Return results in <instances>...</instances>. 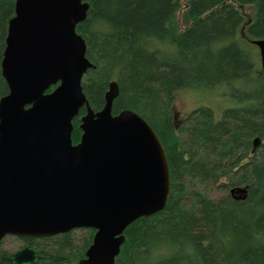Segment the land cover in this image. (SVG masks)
<instances>
[{
	"label": "trees",
	"instance_id": "obj_1",
	"mask_svg": "<svg viewBox=\"0 0 264 264\" xmlns=\"http://www.w3.org/2000/svg\"><path fill=\"white\" fill-rule=\"evenodd\" d=\"M182 1L87 0V19L77 26L94 65L82 84L90 107L102 110L117 82L114 114L142 116L170 170L166 208L126 229L115 264H264V74L250 49L264 39V0H189L191 25L179 32ZM15 4L0 0V100L9 93L2 60ZM249 5L256 10L245 23L241 9ZM219 86L237 102L221 120L200 107L175 125L179 91ZM85 112L73 121L75 144ZM255 138L262 144L252 154ZM217 188L225 194L214 200ZM75 231L26 242L45 264H78L95 231ZM0 264H10L1 253Z\"/></svg>",
	"mask_w": 264,
	"mask_h": 264
},
{
	"label": "water",
	"instance_id": "obj_2",
	"mask_svg": "<svg viewBox=\"0 0 264 264\" xmlns=\"http://www.w3.org/2000/svg\"><path fill=\"white\" fill-rule=\"evenodd\" d=\"M89 8L87 0H16L2 60L9 93L0 100V242L91 229L78 264H115L126 229L166 208L171 178L150 124L132 110L114 114L117 82L102 110L89 105L82 84L94 65L77 32ZM252 43L264 74V39ZM261 144L254 139L252 154ZM38 258L24 249L8 261Z\"/></svg>",
	"mask_w": 264,
	"mask_h": 264
},
{
	"label": "rangeland",
	"instance_id": "obj_3",
	"mask_svg": "<svg viewBox=\"0 0 264 264\" xmlns=\"http://www.w3.org/2000/svg\"><path fill=\"white\" fill-rule=\"evenodd\" d=\"M189 0H183L181 8L176 15L177 26L179 32L187 29L191 25V20L187 17ZM256 8L253 5L245 6L241 9V13L245 18V23L251 19ZM248 19V20H247ZM254 56L257 60L258 71H262L260 51L257 46H251ZM52 89V88H51ZM237 102L231 96V89L228 87L219 86L211 90H195V89H183L176 95L175 102L173 104V117L175 125L178 127L183 124L185 116L192 113L194 110L200 107H208L213 110L216 120H221L225 110L231 107H235ZM225 194L220 189H213L210 192V197L214 200L219 199ZM87 230V229H84ZM85 231L76 230V236H83ZM82 239H79L81 241ZM20 242L14 237H7L0 244V249L11 253L12 250L17 249Z\"/></svg>",
	"mask_w": 264,
	"mask_h": 264
},
{
	"label": "flooded vegetation",
	"instance_id": "obj_4",
	"mask_svg": "<svg viewBox=\"0 0 264 264\" xmlns=\"http://www.w3.org/2000/svg\"><path fill=\"white\" fill-rule=\"evenodd\" d=\"M7 237H9V236H7ZM7 237H5V238H7ZM11 237H14V238H16L17 240H19L20 244H19V246L17 247V249L12 250L11 253L6 252V251H3V250L0 249L1 259H2V260H7V261H8V258H9L11 255H15V254H17L18 252H20V251H22V250H24V249H29V250H31V251L37 253V255L39 256L38 261H39L40 263L45 264V263L43 262L42 256H41L40 252L38 251L37 247L34 246V245L30 246V245L26 242L27 238H32V237H15V236H11ZM5 238L0 242V244L5 240ZM33 239H34L35 242H41V240H42L43 238H33ZM8 262H9V261H8ZM9 263H10V262H9ZM10 264H11V263H10ZM32 264H38V263H32Z\"/></svg>",
	"mask_w": 264,
	"mask_h": 264
}]
</instances>
